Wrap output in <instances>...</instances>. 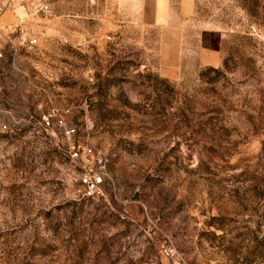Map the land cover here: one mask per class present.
I'll return each mask as SVG.
<instances>
[{
	"label": "rangeland",
	"instance_id": "rangeland-1",
	"mask_svg": "<svg viewBox=\"0 0 264 264\" xmlns=\"http://www.w3.org/2000/svg\"><path fill=\"white\" fill-rule=\"evenodd\" d=\"M139 1L6 18L38 43L21 69L0 61V264H264V0H195L188 47L210 30L222 63L192 57L170 77ZM47 92L107 154L105 195L85 194L83 162L46 128Z\"/></svg>",
	"mask_w": 264,
	"mask_h": 264
},
{
	"label": "built area",
	"instance_id": "built-area-1",
	"mask_svg": "<svg viewBox=\"0 0 264 264\" xmlns=\"http://www.w3.org/2000/svg\"><path fill=\"white\" fill-rule=\"evenodd\" d=\"M95 1L91 0L93 4ZM18 8L23 9L22 15L19 16L20 21L26 22L30 18L50 17L54 10V2L53 0H0V61L9 58L14 67L21 69L23 49L35 46L38 43V38L27 31L19 30L20 24L14 28L13 23H5L7 16L18 15ZM1 91L2 84L0 82V93ZM47 95L49 111L43 116L46 128L61 130L67 139L66 148L69 156L73 160L83 162L79 180L85 188V194L87 196L105 195L108 187L111 188L114 185L113 177L107 167V154L94 143L76 140L77 128L72 124L68 125L65 118L70 109L58 106L49 92ZM0 130L10 131L11 124L4 119L0 120ZM159 249L166 258L181 259V254L173 244L163 243Z\"/></svg>",
	"mask_w": 264,
	"mask_h": 264
},
{
	"label": "crops",
	"instance_id": "crops-1",
	"mask_svg": "<svg viewBox=\"0 0 264 264\" xmlns=\"http://www.w3.org/2000/svg\"><path fill=\"white\" fill-rule=\"evenodd\" d=\"M172 3V0L139 1V5L146 7V12L152 15V19L147 23L162 29L159 51L161 73L168 77L173 76L192 57H194L196 68L220 65L222 63L221 45L216 33L210 30L204 31L200 35L199 46L194 49L188 47L186 34L182 28L194 14L195 0H181L179 11L172 10Z\"/></svg>",
	"mask_w": 264,
	"mask_h": 264
},
{
	"label": "water",
	"instance_id": "water-1",
	"mask_svg": "<svg viewBox=\"0 0 264 264\" xmlns=\"http://www.w3.org/2000/svg\"><path fill=\"white\" fill-rule=\"evenodd\" d=\"M140 198L139 193L137 192L136 195L133 197L134 200H138Z\"/></svg>",
	"mask_w": 264,
	"mask_h": 264
}]
</instances>
